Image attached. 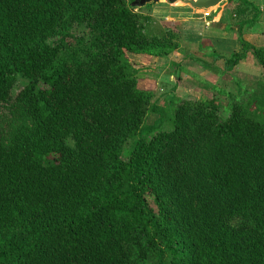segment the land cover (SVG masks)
I'll list each match as a JSON object with an SVG mask.
<instances>
[{
  "label": "trees",
  "instance_id": "1",
  "mask_svg": "<svg viewBox=\"0 0 264 264\" xmlns=\"http://www.w3.org/2000/svg\"><path fill=\"white\" fill-rule=\"evenodd\" d=\"M134 1L0 0V264H264L260 10L221 16L252 87L158 104L137 73L178 35Z\"/></svg>",
  "mask_w": 264,
  "mask_h": 264
},
{
  "label": "crops",
  "instance_id": "2",
  "mask_svg": "<svg viewBox=\"0 0 264 264\" xmlns=\"http://www.w3.org/2000/svg\"><path fill=\"white\" fill-rule=\"evenodd\" d=\"M247 1L258 7L261 14L252 26H243L241 37L249 44L264 45V0ZM226 7L227 0H219L206 8L192 7L181 0L148 2L139 7V12L151 16L158 23L168 24L177 33L179 42L177 51L168 56L150 58L145 66H149L148 70L151 71L150 65H154L158 72L155 76L149 75L145 81L165 86V79L175 76L177 79L187 78L191 84L194 81L192 77L197 74L199 87L206 85L212 88L214 85H208L205 80L224 78L227 81L229 71L248 62L255 64L247 53L232 68L222 67L223 62L219 57L239 49L238 25L233 23L226 26L221 19ZM134 58L137 61V57ZM204 75L206 79H201Z\"/></svg>",
  "mask_w": 264,
  "mask_h": 264
},
{
  "label": "rangeland",
  "instance_id": "3",
  "mask_svg": "<svg viewBox=\"0 0 264 264\" xmlns=\"http://www.w3.org/2000/svg\"><path fill=\"white\" fill-rule=\"evenodd\" d=\"M140 9L141 8H139L138 11ZM127 55L129 57V59H131V60H134V59H136L134 57H137L136 55L129 54V53ZM147 63H145V65H147ZM155 66H156V64H155ZM150 67H152V68H150L151 71L148 70L149 66H144L143 69L138 71L137 76L140 77V79L142 80V81L139 80V82H137V86L139 88L145 87L142 85V82L145 81L149 75L155 76L157 74L158 69H154V65H152V66L150 65ZM238 67H240V68L233 69V70L229 71V75H228L229 79H227V81L224 78H220V80L213 78L214 80L213 79H211V81L205 80V82H207L208 85L209 84L214 85L213 86L214 88L219 89L222 92H225L228 90H230V91L236 90V88L238 86H242L244 89H249L250 87L253 86L255 81L262 74L256 63L251 64V62L250 63L248 62V63L243 64L242 66L239 65ZM194 75H195L194 78L192 77V79L194 81H191V84H189L187 78L177 79L175 76H172V77L166 78L167 80L165 79V81H167L165 86H162V84H160V83H158L156 85L155 82L151 83V82L146 81V84H147L146 87L150 88L151 90L153 89L154 97L156 98V102L158 104H162V102L167 100L171 95L175 96L177 99L184 97L186 95L195 96L197 98H201V97L211 95V93H210L211 88H208L206 85L204 88L201 86L199 87L198 81L196 79L198 76H197V74H194ZM205 76L206 75L201 76L200 78L206 79ZM25 82L26 81L24 79L18 78V81L14 85L13 92H15ZM163 82H161V83H163ZM218 83H220V84H218ZM222 94L223 93L215 95V99L219 103H223L225 101V98ZM155 118H158V116H156L155 114H149L146 118V121L148 124H152V121ZM166 118H167L166 116L163 118L164 123L167 121ZM170 125H171V119H170V115H169V121L167 122V124L165 126H161V128H164V129L169 128Z\"/></svg>",
  "mask_w": 264,
  "mask_h": 264
},
{
  "label": "water",
  "instance_id": "4",
  "mask_svg": "<svg viewBox=\"0 0 264 264\" xmlns=\"http://www.w3.org/2000/svg\"><path fill=\"white\" fill-rule=\"evenodd\" d=\"M157 1L173 2L175 0H139V1L135 0L133 5L141 6L144 3L157 2ZM181 1L188 3L192 7L206 8V7L214 5L219 0H181Z\"/></svg>",
  "mask_w": 264,
  "mask_h": 264
}]
</instances>
